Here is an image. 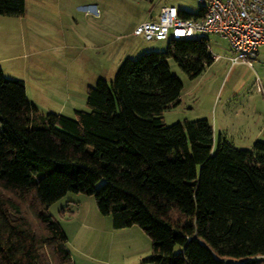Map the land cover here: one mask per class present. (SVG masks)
Wrapping results in <instances>:
<instances>
[{"label": "trees", "instance_id": "trees-1", "mask_svg": "<svg viewBox=\"0 0 264 264\" xmlns=\"http://www.w3.org/2000/svg\"><path fill=\"white\" fill-rule=\"evenodd\" d=\"M26 0H0L20 17ZM181 11L184 16L195 15ZM174 58L192 78L214 60L209 39L172 38L88 86L86 109L40 112L0 66V264H74L48 206L93 195L115 228L138 224L155 264H257L264 256V142L215 140L205 118L167 124L180 102ZM28 210H25L24 203Z\"/></svg>", "mask_w": 264, "mask_h": 264}, {"label": "rangeland", "instance_id": "rangeland-1", "mask_svg": "<svg viewBox=\"0 0 264 264\" xmlns=\"http://www.w3.org/2000/svg\"><path fill=\"white\" fill-rule=\"evenodd\" d=\"M163 5L191 14L202 6L199 0H27L23 20L0 14V66L6 76L24 79L40 112L73 116L75 109L87 108L88 86L99 77L110 81L126 58L167 49L168 40L132 33L140 22L157 17ZM202 35L211 54L221 57L194 78L168 59L183 91L177 105L163 110L164 121L205 118L216 141L221 135L244 148L264 142V46L253 66L231 65L235 51L229 41L216 33ZM15 51L19 55L13 58ZM48 212L61 223L74 264H155L145 261L152 254L145 230L138 224L115 228L93 195L68 191ZM257 264H264V257Z\"/></svg>", "mask_w": 264, "mask_h": 264}, {"label": "built area", "instance_id": "built-area-1", "mask_svg": "<svg viewBox=\"0 0 264 264\" xmlns=\"http://www.w3.org/2000/svg\"><path fill=\"white\" fill-rule=\"evenodd\" d=\"M198 14L184 16L174 5H163L155 18L135 26L133 34L146 40L199 38L216 33L227 39L235 54L231 65L244 62L253 66L264 45V0H199ZM221 55L212 53L213 60Z\"/></svg>", "mask_w": 264, "mask_h": 264}, {"label": "crops", "instance_id": "crops-1", "mask_svg": "<svg viewBox=\"0 0 264 264\" xmlns=\"http://www.w3.org/2000/svg\"><path fill=\"white\" fill-rule=\"evenodd\" d=\"M26 6H27V0H26ZM26 14H27V8H26V11H25V14L23 15V16H20V17H15V19L16 20H23L25 17H26ZM132 33H133V31H132ZM10 43H13V42H10ZM229 46H230V43H229ZM264 46V45H263ZM262 46V47H263ZM230 48H231V46H230ZM260 49H261V47H260ZM260 49H259V51H260ZM15 54H13L14 55V57L13 58H15V57H17L19 54L17 53L16 54V51L14 52ZM258 57H259V52H258ZM258 57H257V59H258ZM3 60L1 59L0 60V62H2ZM1 65V64H0ZM2 69H3V67H2ZM24 80V79H23ZM26 91H27V89H26ZM28 93V92H27ZM27 97L29 98V100H31L32 102H34L35 103V101H33V99H31L29 96H28V94H27ZM36 104V103H35ZM264 256H262V258H263Z\"/></svg>", "mask_w": 264, "mask_h": 264}]
</instances>
